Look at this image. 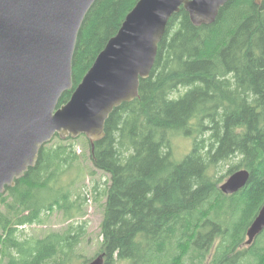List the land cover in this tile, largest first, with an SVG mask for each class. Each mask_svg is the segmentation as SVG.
<instances>
[{"label":"trees","instance_id":"16d2710c","mask_svg":"<svg viewBox=\"0 0 264 264\" xmlns=\"http://www.w3.org/2000/svg\"><path fill=\"white\" fill-rule=\"evenodd\" d=\"M138 1L96 0L78 37L74 88L59 106ZM177 136L193 140L183 158ZM75 139L57 134L0 195V264H72L78 255L86 224L23 231L55 210L81 214L72 185L86 174L85 154ZM88 146L94 170L109 176L97 198L104 264H264V231L246 244L264 204V1L230 0L209 25H194L184 8L174 14L139 97L115 108L106 136ZM241 168L248 184L225 194L222 181Z\"/></svg>","mask_w":264,"mask_h":264},{"label":"water","instance_id":"95a60500","mask_svg":"<svg viewBox=\"0 0 264 264\" xmlns=\"http://www.w3.org/2000/svg\"><path fill=\"white\" fill-rule=\"evenodd\" d=\"M230 0H139L74 88V55L84 20L96 0H0V195L34 167L57 134L106 136L115 108L140 95L174 14L184 8L194 25L216 21ZM264 0H255L262 4ZM251 177L232 173L220 188L234 194ZM264 231V204L247 231L251 245ZM105 255L88 264H104Z\"/></svg>","mask_w":264,"mask_h":264},{"label":"rangeland","instance_id":"374dc122","mask_svg":"<svg viewBox=\"0 0 264 264\" xmlns=\"http://www.w3.org/2000/svg\"><path fill=\"white\" fill-rule=\"evenodd\" d=\"M78 153H84L83 165L86 168V174L78 180L73 181L72 189L75 195L80 194V203L82 206L81 214L75 215L72 219L67 220L63 212L55 210L54 212L44 215V223H34L23 227V231L27 236L42 237L50 231H64L70 224L83 223L86 224V234L82 243L78 247V255L73 259L72 264H88L97 256L100 248L102 237L101 225L103 221V205L105 199H97L100 193L104 191L109 176L101 170H94V166L89 159L90 149L88 146V137L81 135L75 139ZM174 151L178 158H183L193 146L191 138L177 136L173 141ZM237 162V159L233 160ZM225 167L221 173H226ZM94 170V174L92 171ZM74 174L68 175L64 182L71 181ZM226 176L222 183L228 178ZM69 183V182H68ZM221 183V184H222ZM99 186V191H95V187ZM1 247V243H0ZM88 260V261H86Z\"/></svg>","mask_w":264,"mask_h":264}]
</instances>
